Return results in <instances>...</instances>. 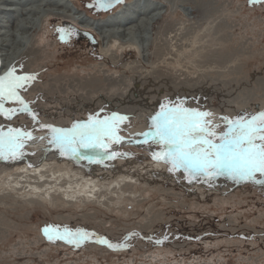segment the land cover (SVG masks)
I'll list each match as a JSON object with an SVG mask.
<instances>
[{
	"label": "rangeland",
	"instance_id": "obj_1",
	"mask_svg": "<svg viewBox=\"0 0 264 264\" xmlns=\"http://www.w3.org/2000/svg\"><path fill=\"white\" fill-rule=\"evenodd\" d=\"M69 1L97 20L119 6L107 11L88 6L95 0ZM174 3L176 9L164 14L151 36L174 38L166 45L171 54L156 59L148 51L141 62L135 49L118 43L112 48L118 59L106 58L92 33L69 19L47 18L36 38L39 59L31 70L18 72L37 74L21 95L38 123L21 113L10 121L0 117V126L37 137L48 133L39 124L69 128L115 112L128 117L118 134L138 139L165 102L210 112L206 119L219 125L217 133L226 127L222 117L264 111V3ZM62 28L77 34L62 41L57 31ZM110 149L130 155L77 162L50 145L22 149L25 155L17 160H0V264H264V188L225 176L189 183L182 172L169 173L167 164L152 159L151 152L160 148L151 142L118 150L114 143ZM48 225L84 228L112 242L138 235L121 250L95 242L76 248L50 242L42 231Z\"/></svg>",
	"mask_w": 264,
	"mask_h": 264
},
{
	"label": "snow or ice",
	"instance_id": "obj_2",
	"mask_svg": "<svg viewBox=\"0 0 264 264\" xmlns=\"http://www.w3.org/2000/svg\"><path fill=\"white\" fill-rule=\"evenodd\" d=\"M122 0H95L97 10H108ZM250 4L264 3V0H249ZM60 39L66 41L77 34L76 29H57ZM85 35H88L87 33ZM37 74L21 72L12 66L0 75V117L12 120L17 114H27L34 123H38L37 113L21 95L36 80ZM14 104L17 107H6ZM212 114L198 108L185 107L183 104L169 106L161 103L160 110L150 117L149 130L137 134L142 139L140 144L158 145L159 151H152V159L167 164L169 173L182 172L193 181L210 183L217 177L225 176L235 183L249 182L264 188V111L240 114L235 118L222 117L225 130L217 133L219 125L206 119ZM127 116L111 113L99 118L90 116L87 121H77L69 128H57L52 125L39 124L49 133L48 143L59 150L60 155L77 162L102 163L120 155L108 149L123 138L119 133V124ZM36 139L31 131L8 126H0V160H17L25 153L22 149L30 140ZM43 139V137H40ZM103 150V151H99ZM44 235L50 240H61L81 247L86 242L106 245L112 250L128 248L129 240L137 233L126 234L120 242H112L107 237L84 228L72 229L66 225H48L43 228ZM167 239V236H164ZM156 243H162L157 240Z\"/></svg>",
	"mask_w": 264,
	"mask_h": 264
},
{
	"label": "bare ground",
	"instance_id": "obj_3",
	"mask_svg": "<svg viewBox=\"0 0 264 264\" xmlns=\"http://www.w3.org/2000/svg\"><path fill=\"white\" fill-rule=\"evenodd\" d=\"M71 4L69 0H0L1 74L12 66H15L18 72L28 67L31 70L41 53L39 42L36 40L39 37L38 32L42 30L44 22L49 17L69 19L71 24L92 33L99 42L101 54L112 60L118 59L116 52L113 51L114 49L112 50L113 45L116 43L121 48L129 47L135 49L140 62L142 60L147 61V57H149L148 51H150V56L156 59L161 58L164 54H171V49L168 51L166 49V45L172 39L171 36L169 37L167 34L166 38L160 40L151 36H154L152 32L154 25L164 18V14L169 10L176 9L174 0L167 2L164 0H123L117 10L98 20L88 17L86 13H81ZM180 4L182 5V3ZM155 53L157 54L154 55ZM131 64L133 65L134 63ZM105 76V82L110 85L112 81L108 79L107 74ZM176 79H171V81ZM52 81L56 82L55 80ZM113 84L121 85L120 82L115 81ZM137 88L138 86L134 87V90ZM40 137H43V139H40ZM49 138V133L41 134L36 139L27 142L23 149L50 146L48 143ZM39 176L40 179L44 177L43 175ZM28 177H31V175L29 174ZM17 179L15 178L14 180ZM21 182L23 183V181ZM37 188L36 186L35 192Z\"/></svg>",
	"mask_w": 264,
	"mask_h": 264
},
{
	"label": "water",
	"instance_id": "obj_4",
	"mask_svg": "<svg viewBox=\"0 0 264 264\" xmlns=\"http://www.w3.org/2000/svg\"><path fill=\"white\" fill-rule=\"evenodd\" d=\"M114 5H116V4H114ZM113 5V6H114ZM78 33H81L82 35H84L88 40H91V36H90V34H88V35H85L86 34V32H83V31H79ZM93 43V42H92ZM123 138V137H122ZM140 139H142V137L141 138H139V139H134V138H130V139H127V138H123V140L120 142V143H118V144H116V150H118L119 148H121V147H124V146H135V147H138V146H142V145H144V144H140V143H137L136 141L137 140H140ZM108 150H112V149H108Z\"/></svg>",
	"mask_w": 264,
	"mask_h": 264
},
{
	"label": "flooded vegetation",
	"instance_id": "obj_5",
	"mask_svg": "<svg viewBox=\"0 0 264 264\" xmlns=\"http://www.w3.org/2000/svg\"><path fill=\"white\" fill-rule=\"evenodd\" d=\"M122 3H123V0H122ZM119 4H121V3H119ZM110 9H112V8H110ZM110 9H108V10H110Z\"/></svg>",
	"mask_w": 264,
	"mask_h": 264
}]
</instances>
